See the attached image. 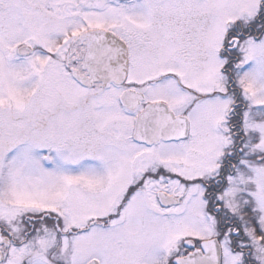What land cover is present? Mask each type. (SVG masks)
Returning a JSON list of instances; mask_svg holds the SVG:
<instances>
[{"label":"snow or ice","instance_id":"6c2138e0","mask_svg":"<svg viewBox=\"0 0 264 264\" xmlns=\"http://www.w3.org/2000/svg\"><path fill=\"white\" fill-rule=\"evenodd\" d=\"M0 264H264V0H0Z\"/></svg>","mask_w":264,"mask_h":264}]
</instances>
